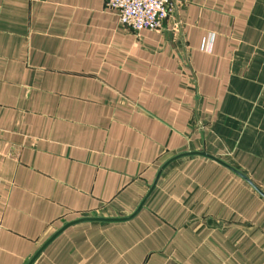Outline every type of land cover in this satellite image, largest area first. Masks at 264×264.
I'll return each mask as SVG.
<instances>
[{"label": "crops", "instance_id": "crops-1", "mask_svg": "<svg viewBox=\"0 0 264 264\" xmlns=\"http://www.w3.org/2000/svg\"><path fill=\"white\" fill-rule=\"evenodd\" d=\"M171 1L135 32L106 0H0V264L132 214L180 153L264 192V0ZM33 264H264V197L183 156Z\"/></svg>", "mask_w": 264, "mask_h": 264}, {"label": "built area", "instance_id": "built-area-1", "mask_svg": "<svg viewBox=\"0 0 264 264\" xmlns=\"http://www.w3.org/2000/svg\"><path fill=\"white\" fill-rule=\"evenodd\" d=\"M106 3L117 12L119 21L135 32L164 29L173 10L171 0H106Z\"/></svg>", "mask_w": 264, "mask_h": 264}, {"label": "water", "instance_id": "water-1", "mask_svg": "<svg viewBox=\"0 0 264 264\" xmlns=\"http://www.w3.org/2000/svg\"><path fill=\"white\" fill-rule=\"evenodd\" d=\"M190 155H203L206 157H210L214 160H216L217 162L223 164L224 166L228 167L229 169H231L232 171H234L235 173H237L238 175H240L241 177H243L246 181H248V183H250L263 197H264V192L244 173H242L241 171H239L238 169H236L235 167H233L232 165L226 163L224 160L220 159L219 157H216L215 155H212L208 152H206L205 150L202 151H190V152H184V153H180L172 158H170L166 163H164V165L160 168V170L158 171V174L153 182V184L151 185L148 193L146 194V196L144 197V199L142 200V202L140 203V205L137 207V209L130 215L124 216V217H82L73 221H70L68 223H66L63 227H61L58 231H56L39 249L38 251L34 254V256L30 259V261L28 262V264H33L34 261L38 258V256L43 252V250L59 235L61 234L64 230H66L68 227H70L71 225H74L76 223L79 222H84V221H106V222H117V221H127L132 219L133 217H135L143 208V206L145 205L146 201L148 200V198L150 197V195L152 194V192L154 191L158 180L163 172V170L174 160L181 158L183 156H190Z\"/></svg>", "mask_w": 264, "mask_h": 264}, {"label": "rangeland", "instance_id": "rangeland-1", "mask_svg": "<svg viewBox=\"0 0 264 264\" xmlns=\"http://www.w3.org/2000/svg\"><path fill=\"white\" fill-rule=\"evenodd\" d=\"M163 30V29H162Z\"/></svg>", "mask_w": 264, "mask_h": 264}]
</instances>
